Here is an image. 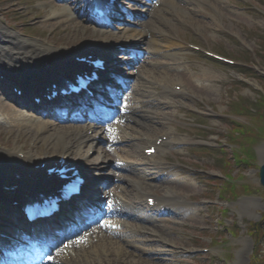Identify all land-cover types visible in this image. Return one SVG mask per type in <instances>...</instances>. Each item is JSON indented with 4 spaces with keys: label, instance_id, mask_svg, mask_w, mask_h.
Listing matches in <instances>:
<instances>
[{
    "label": "rangeland",
    "instance_id": "374dc122",
    "mask_svg": "<svg viewBox=\"0 0 264 264\" xmlns=\"http://www.w3.org/2000/svg\"><path fill=\"white\" fill-rule=\"evenodd\" d=\"M46 1L0 0V27L11 30L6 24L13 25V30H19V35L27 40L38 36V41L46 40L55 49L64 43L81 46L101 41L96 34L121 35L117 30L101 33L85 23L69 25L60 21L49 26L47 15L52 5L45 4ZM214 2L223 14L211 5H194L200 14H184L185 20L179 25L162 19L153 25L159 36L175 41L176 44L162 41L170 51L184 48L175 56L162 55L165 65L176 61L181 67L178 72L175 69L176 73L184 74L186 79L198 77L194 83L199 87L185 89L184 95L169 96L166 100L170 106L165 109L173 113L172 121L185 131L181 136L186 144L178 150L186 155L185 160L177 158L173 163L188 164V171L193 168L202 177L193 194L198 200L195 205L201 209L200 216L154 224L168 234L169 240L180 236V241H176L185 247L176 248V253L170 245L162 246L164 251H155L159 253L155 260L167 258L170 261L166 262L182 264L179 256L185 255L181 258L187 264H264V187L259 171L264 158V0ZM192 44L201 50L192 48ZM204 50L228 56L236 65L213 64ZM158 75L152 77L154 82L165 80V72ZM153 86L162 90L156 83ZM18 137H23L22 141ZM35 140L29 141L23 131H7L0 126V143L9 149L33 147ZM35 143L40 150L45 140ZM247 144L252 153L249 157L242 153L247 149L240 150ZM228 175L231 183L233 176L241 177L238 191L244 192L243 187L248 184L253 195L235 198L225 186ZM179 222L186 225V230L179 235L170 234L168 227H177ZM205 248L209 251H202ZM193 250L202 252L197 254Z\"/></svg>",
    "mask_w": 264,
    "mask_h": 264
},
{
    "label": "bare ground",
    "instance_id": "6f19581e",
    "mask_svg": "<svg viewBox=\"0 0 264 264\" xmlns=\"http://www.w3.org/2000/svg\"><path fill=\"white\" fill-rule=\"evenodd\" d=\"M180 1L182 3H180ZM186 0H165V5L162 6L161 8H154L151 12H150V20L149 22H155L154 18L155 17H163V14L159 11H162V10H176L178 8L181 7V11L183 12H186L188 9L185 5H183V3L185 2ZM191 1V0H190ZM193 1H196V0H193ZM197 2V1H196ZM213 6L215 8V10L218 11V13L220 14H223L222 13V9H220L219 7H217L215 5V3H213ZM183 8V9H182ZM67 16V17H66ZM50 17V20H55V19H64V20H59L57 22H54L55 24L57 23H63V21L66 23V24H69V25H77V24H82V22H84V20H81V16L78 15L77 11L71 7V8H57L56 6L53 7L52 11H51V14L49 15ZM82 19H84V17H82ZM56 21V20H55ZM53 23V22H52ZM49 26L52 25L51 23L48 24ZM124 36H130V37H135L136 36V40L137 42L138 41H142V40H148L149 44L151 45V52L152 54L155 53L156 55H159L161 50L163 49V45H159L157 43V40H156V36L155 34H153L150 30H148V28H145V27H141L140 29L137 28V29H126L123 31ZM0 35L4 36L6 38V42H4L2 40V45L5 46V47H2L0 46V49L3 51L7 50V48L9 49H12L15 53V55H20L22 56L24 59H34L36 57H39L41 55L42 52L40 53H37V52H34L32 50H29L27 46H23L22 48H15L16 46V43L15 41L12 40L11 36L9 33H5L3 32V30L0 28ZM3 38V39H5ZM8 38V39H7ZM16 40H20L24 43V40L20 39L17 37ZM9 45V46H7ZM14 46V47H11ZM7 46V47H6ZM45 53H47V51H44ZM63 52V55L61 58L58 57V55L56 56H48L50 61L48 62H45L43 65L40 66V68H33L32 67V70H30L29 73H32V74H40L41 72L43 71H46L47 69L48 70H52V67L51 65H57L59 62L61 63L62 61H67V62H72L71 60H69L67 58V56L69 55L67 53L66 50H62L61 52H58V53H62ZM171 54V53H170ZM46 67H48L46 69ZM155 72L154 68L153 70L151 69V72L149 74V77L150 75H153ZM160 72V71H158ZM163 72H165V70L163 69ZM140 73V72H139ZM139 73H137V75H139ZM167 74V73H166ZM19 77L20 80L24 81V80H30L29 78L27 77H24V76H20L17 75ZM140 76V75H139ZM141 77H143V81L144 80H148L150 79L149 77H144L141 75ZM173 79H177L180 81V83H176L178 85H181L182 90L181 91H184V89H189V90H194L196 88L195 84L192 83V81L190 80V78H187L183 75H180V74H175V77L172 76ZM138 78V77H137ZM168 78H171V77H168ZM195 76H192V79H194ZM169 80V79H167ZM172 81V79H171ZM170 81V82H171ZM41 83H44L43 82V79H41L38 84L41 85ZM192 83V84H191ZM140 84V83H139ZM139 84H136V85H139ZM137 91H140L141 92V96H145V97H148L150 95H148V91L149 90H145V89H142L141 87L140 88H136ZM197 90V89H196ZM131 100V99H130ZM140 100H143L142 98H140ZM140 100H138L140 102ZM158 103L159 100L155 99ZM144 103V102H143ZM29 103L27 102V105ZM1 107H4V109H8V106H6L5 104H2L0 105ZM11 109V107L9 108ZM128 115H126L125 117H132L131 115H133L134 113H137L138 109H139V106L137 104H135V102H132L130 103V105L128 106ZM10 114H11V111H10ZM127 114V113H126ZM23 114H17L16 112H13L12 113V117H13V121H16L18 123V125H20V127H25L27 128L28 127V123L27 122V119L26 117H23L22 116ZM140 122V121H139ZM118 126V125H117ZM32 127L36 129L37 133H40V132H47L50 130V126H48V124L46 122H44V124L42 123H35V124H32ZM61 128V130H60ZM90 128V127H89ZM91 129V128H90ZM55 132L53 133H50V134H47V136L50 137V139L52 138H55L56 141L54 142V150L56 149L57 151H55L54 153H52V155L49 156V158L53 159V157H56L55 155H59V153L63 154V153H66V151H71V148L73 147L74 145V142L71 143V145H68V144H64V142L62 141L65 137L64 135V132H63V128L62 127H57L54 129ZM82 130L84 129H81L80 127H75L74 129H72L71 131L69 132H72V133H79L80 135H83L81 134ZM92 130V129H91ZM40 131V132H39ZM126 129L121 127V126H118V130L116 129V134L119 136L120 139L122 138H125V139H131V138H137V136H134V134H127L125 133ZM167 135V139L163 142V146L161 147V152H164V145L167 144V145H170V143H174V139L172 137V135L168 134V133H165ZM140 137V136H139ZM78 137H71L70 140H75L77 139ZM140 139H144L143 137H140ZM147 139V138H146ZM72 146V147H70ZM110 149L111 148H108L106 150H102V154L100 156L99 159H97V163H99L101 160H110V158H112V156H110ZM82 154L81 153H77L76 154V158L78 157H81ZM33 160L35 158V156H32L31 157ZM116 160H119L120 158H115ZM53 160H56V159H53ZM35 163V162H34ZM130 162H127L126 165H129ZM3 167V165H2ZM2 167H0V169H2ZM26 168V167H25ZM27 169V168H26ZM34 171L35 174H31L32 171ZM28 171V177L25 178V174L21 175L22 177V181H24V183L19 179V175L20 174H16V173H13V175H11L10 177H7V178H3L1 181H0V184L3 185L4 187L8 188V189H11V190H14L12 193L14 192H17L19 190H23V187H30L32 184H29V182H34V185L37 183L36 182V179L39 180L40 177L43 176V174L36 170V169H30ZM41 173V174H40ZM35 176V178H32V177H29V176ZM137 179V182L135 180L133 181H130V185L133 186V188L135 186H137V188L139 189L140 187H143L144 185H147V183L145 182V180H143L142 178L138 177L136 178ZM28 181V182H27ZM43 181V180H42ZM44 182V181H43ZM23 183V184H21ZM29 184V185H26V184ZM37 185H35L34 187L32 188H35ZM195 188L191 187L188 188L183 186V185H179V187H174V186H170V185H166V188L164 190V200H165V203L168 204L169 206L171 205L172 201H176L178 199V197H180L179 199H184L186 195H188L191 191H194ZM188 193V194H187ZM4 195V194H3ZM2 195V196H3ZM6 195H12L10 196L9 198L11 199H14V198H17V199H20L22 200L21 198V195L18 194V193H14V194H6ZM115 196V195H114ZM116 200L113 196L111 197V200ZM116 223L120 224V225H123L124 226V222L123 221H120V220H116L115 221ZM124 223V224H123ZM143 227L139 226V227H136V231H140V232H143L142 230ZM136 231H130L131 233H136ZM105 232H106V227L101 230V232H99V234H92V236H88L84 241H82L80 244H72L71 247H69L65 253L60 256L59 260H58V263H55V264H155L154 262H151V261H147V260H144V259H141V258H135L134 256H132L131 254H129L128 252H126L124 249H123V245L121 243H119L118 240H115L114 241L112 240L113 237H111L112 235H105ZM116 232H114L115 234ZM113 234V235H114ZM157 236H155V231H152V234L151 235H148L146 237L145 240H149V238H155ZM115 248H118V250L120 251V253H122L123 255H117L116 252L114 253V251H112L113 249Z\"/></svg>",
    "mask_w": 264,
    "mask_h": 264
},
{
    "label": "water",
    "instance_id": "95a60500",
    "mask_svg": "<svg viewBox=\"0 0 264 264\" xmlns=\"http://www.w3.org/2000/svg\"><path fill=\"white\" fill-rule=\"evenodd\" d=\"M261 171H262V172H261L262 182L264 183V165H263Z\"/></svg>",
    "mask_w": 264,
    "mask_h": 264
},
{
    "label": "snow or ice",
    "instance_id": "6c2138e0",
    "mask_svg": "<svg viewBox=\"0 0 264 264\" xmlns=\"http://www.w3.org/2000/svg\"><path fill=\"white\" fill-rule=\"evenodd\" d=\"M51 259V257H49Z\"/></svg>",
    "mask_w": 264,
    "mask_h": 264
}]
</instances>
